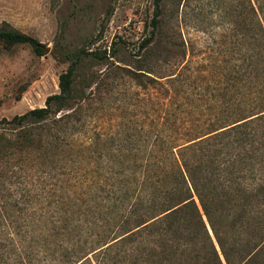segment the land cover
<instances>
[{"label": "rangeland", "instance_id": "374dc122", "mask_svg": "<svg viewBox=\"0 0 264 264\" xmlns=\"http://www.w3.org/2000/svg\"><path fill=\"white\" fill-rule=\"evenodd\" d=\"M240 3L161 0L157 37L140 49L155 0H0V28L46 48L37 56L27 45L0 44V119L42 108L58 93L68 66L61 52L111 54L106 61H85L79 71L78 87L89 74L96 80L85 89L90 101L76 120L44 127L29 152L0 156V242L10 215L17 218L14 227L28 226L16 240L26 246L24 264L78 261L61 262L62 242L117 223L103 198L116 183L139 182L141 165L159 158V137L205 128L206 117L220 111L224 89L228 98L234 95L238 33L249 34L250 21L245 2L246 27L238 23Z\"/></svg>", "mask_w": 264, "mask_h": 264}, {"label": "trees", "instance_id": "16d2710c", "mask_svg": "<svg viewBox=\"0 0 264 264\" xmlns=\"http://www.w3.org/2000/svg\"><path fill=\"white\" fill-rule=\"evenodd\" d=\"M160 1L155 0L140 49L151 47L157 37ZM242 1L237 20L244 29L246 2L249 34L241 30L237 39L242 48L246 41L248 46L236 51L234 83L224 74L234 95L228 98L229 88L224 89L220 111L206 117L205 128L160 136L159 158L141 165L139 182L134 187L130 181L122 187L116 183L111 196L103 198L117 223L80 233L84 240L62 242L66 260L61 262L72 263L75 257L81 262L73 264H264V0ZM0 44L6 49L27 45L37 56L46 53L35 38L15 30L0 28ZM107 54L61 52L68 66L59 75L58 93L48 96L42 108L0 119V131L10 133L0 134V156L29 152L40 143L44 127L76 120L90 101L85 89L96 80L89 74L78 87L79 71L87 60L111 58ZM16 220L10 215V226L1 230L7 242H0L1 264H10L13 255L18 263L12 264H24L27 249L16 240L29 233L28 226L14 227Z\"/></svg>", "mask_w": 264, "mask_h": 264}]
</instances>
